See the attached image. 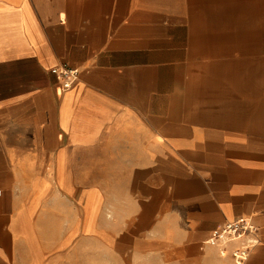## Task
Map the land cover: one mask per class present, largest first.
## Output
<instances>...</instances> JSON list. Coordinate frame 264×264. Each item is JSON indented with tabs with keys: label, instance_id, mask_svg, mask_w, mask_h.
<instances>
[{
	"label": "crops",
	"instance_id": "1",
	"mask_svg": "<svg viewBox=\"0 0 264 264\" xmlns=\"http://www.w3.org/2000/svg\"><path fill=\"white\" fill-rule=\"evenodd\" d=\"M238 217L264 264V0H0V264H223Z\"/></svg>",
	"mask_w": 264,
	"mask_h": 264
},
{
	"label": "built area",
	"instance_id": "2",
	"mask_svg": "<svg viewBox=\"0 0 264 264\" xmlns=\"http://www.w3.org/2000/svg\"><path fill=\"white\" fill-rule=\"evenodd\" d=\"M78 74V70L67 63H62L57 68V75L64 89L73 85ZM258 242L257 225L248 217H238L216 227L204 245L216 247L221 258L230 259V262L223 264H245Z\"/></svg>",
	"mask_w": 264,
	"mask_h": 264
},
{
	"label": "rangeland",
	"instance_id": "3",
	"mask_svg": "<svg viewBox=\"0 0 264 264\" xmlns=\"http://www.w3.org/2000/svg\"><path fill=\"white\" fill-rule=\"evenodd\" d=\"M66 264H170L161 262L154 257H139L131 255L129 258L111 257L105 251H98L97 254L89 250H81L70 255Z\"/></svg>",
	"mask_w": 264,
	"mask_h": 264
}]
</instances>
